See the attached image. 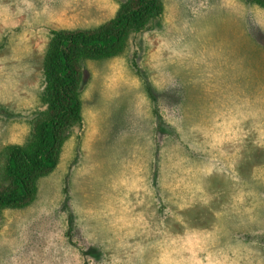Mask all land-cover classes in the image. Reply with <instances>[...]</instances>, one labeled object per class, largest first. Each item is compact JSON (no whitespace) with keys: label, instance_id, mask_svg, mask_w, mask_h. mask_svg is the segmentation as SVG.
<instances>
[{"label":"rangeland","instance_id":"1","mask_svg":"<svg viewBox=\"0 0 264 264\" xmlns=\"http://www.w3.org/2000/svg\"><path fill=\"white\" fill-rule=\"evenodd\" d=\"M162 2L120 54L82 62V123L34 201L0 210V264H264V9ZM122 3L0 0V164L46 108L51 31Z\"/></svg>","mask_w":264,"mask_h":264},{"label":"trees","instance_id":"2","mask_svg":"<svg viewBox=\"0 0 264 264\" xmlns=\"http://www.w3.org/2000/svg\"><path fill=\"white\" fill-rule=\"evenodd\" d=\"M249 1L264 9V0ZM163 12L162 0H123L115 17L95 29L51 31L43 67L46 108L34 121L29 141L5 150L0 210L34 201L39 179L56 168L68 132L82 123V62L120 54L132 34L145 30Z\"/></svg>","mask_w":264,"mask_h":264}]
</instances>
